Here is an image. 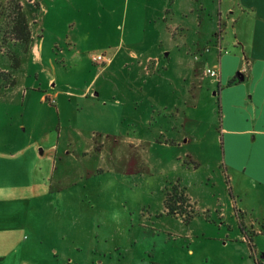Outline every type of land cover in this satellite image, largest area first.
<instances>
[{"label": "rangeland", "instance_id": "1", "mask_svg": "<svg viewBox=\"0 0 264 264\" xmlns=\"http://www.w3.org/2000/svg\"><path fill=\"white\" fill-rule=\"evenodd\" d=\"M13 1L22 6L27 17L31 41L24 46L9 39L0 50V200L4 197L13 201L20 197L34 199L30 211L20 202L7 206L8 216L5 225L0 227V264H14V261L17 264H43L45 254L49 264H56L61 256H53L51 249L61 247L58 236L40 235L43 242L38 244L45 251L29 248L31 243L34 244L37 232L57 228L60 215L59 209H53L48 202L50 196L39 199L33 196L37 190L33 181L38 180L39 174L37 162L50 155L47 152L41 156L39 149L43 146L39 145L49 131H56L53 126L57 122L54 120L56 114L49 104L54 101L49 92L66 94L84 89L99 69L111 64L110 56L103 50L111 44L126 41L131 45L144 41L146 37L153 41L159 35V17L168 16L173 5L180 0H0L1 38L5 35L4 14L10 11ZM182 2L183 9L188 6L195 12L204 6V22L202 28L197 29L199 46H190L188 50L183 47L187 57L200 60L211 50L219 52L217 41L219 43L220 38L222 45L226 27L212 28L207 12L211 7L217 9L220 0ZM163 8L167 11L157 15ZM184 14L191 15L190 12ZM99 53L106 56V63L99 65L93 61L91 57ZM15 56L17 67H14ZM154 62L151 61L148 67H153ZM206 69L200 70L202 81L209 79ZM107 74L98 80L99 85L110 83V72ZM122 78L125 82V77ZM106 96L99 98L101 106H104L103 100L106 104L114 101ZM65 98H59L61 108ZM99 110L105 111V108ZM151 112L158 115L155 109ZM199 115L206 123L215 124L218 120L217 113L214 122H211L212 115L206 114L205 110ZM120 125L126 128V122ZM215 129L214 136L211 134L206 138L203 154H198L195 147L184 148L182 152L162 151L158 144L152 147L144 156L151 167L149 181L146 171L144 175L133 173L137 157L129 165V173L114 168L116 172L107 169L103 174L93 175L91 171L97 164L98 155L83 162L88 177L102 182L103 189L95 204L97 219L103 225L102 230L107 231L102 236L108 235L110 247H118L111 250V264H255V247L251 250L248 243L239 239L242 235L254 238L256 249H262L260 253L264 255V233L260 236L254 234L256 229H262L261 220L253 213L240 212L242 205H248V202H237L230 194L228 182L222 174L223 153ZM31 147L38 149V156L33 155L36 153ZM110 158L111 153H105L102 167L110 165ZM173 167L177 172L171 178L181 177L183 187H179L186 189L190 196L186 193L192 207L190 210L194 211L188 219L167 214L164 207L165 194L174 186L171 178L164 182V176L171 173ZM68 172L60 169L51 180H70L72 176ZM229 199L234 202L229 203ZM181 206L189 212L187 204ZM114 211L120 213L118 221L111 219ZM250 223H255L254 231L250 229ZM17 225H26L28 230L25 226L17 228Z\"/></svg>", "mask_w": 264, "mask_h": 264}, {"label": "crops", "instance_id": "2", "mask_svg": "<svg viewBox=\"0 0 264 264\" xmlns=\"http://www.w3.org/2000/svg\"><path fill=\"white\" fill-rule=\"evenodd\" d=\"M219 5L217 9L211 7L207 16L212 28L226 27L221 53L211 50L200 60L187 57L183 47L188 50L190 46H199L197 29H201L204 22V6H200L199 12L187 6L185 12L191 13L188 16L180 0L168 16L164 13L165 16L159 17L163 26H157L159 35L153 41L146 37L131 45L126 41L111 44L103 49L110 56L111 64L99 69L84 89L66 94L49 92L54 103L47 102L56 114L57 122L53 124L56 131H49L39 145L43 146L39 149L41 156L47 152L50 155L43 161L38 160L41 163L37 162L39 174L38 180L33 181L37 188L33 196L38 199L50 196L48 202L53 209H59L60 215L57 228L37 232L29 248L45 251L39 244L43 242L40 235L46 233L58 236L62 242L61 247L51 249L53 256H61L56 264H111V250L118 247H110L108 235L102 236L107 231L102 230L103 225L97 219L95 204L103 189L102 182L88 177L83 162L98 155L91 171L93 175L114 168L129 173V165L137 157L133 173L144 175L146 171L149 181L151 167L144 156L152 147L158 144L166 152L195 147L198 154H203L206 138L214 133L215 127L216 140L223 153L222 174L229 192L237 202H248L242 205L240 212L253 213L261 220L262 229L256 231L255 223H250L254 234L264 233V0H220ZM163 11L167 9H161L157 15ZM151 61H156L155 65L148 67ZM203 67L216 69L218 79L202 81L200 70ZM108 72L110 83L99 85L98 80ZM236 77L240 79L230 83ZM102 95L114 101L106 104L103 100L104 106H101ZM60 96L66 97L63 108L59 105ZM204 110L212 115L211 122L217 113L216 125L200 118L199 113ZM122 122H126V128L120 125ZM152 132L155 134L151 135ZM108 152L111 153L110 165L105 168L102 164ZM33 155L36 157L38 153ZM176 167L164 176V182L176 174ZM60 169L69 171L70 180H51ZM176 176L171 178L173 184H169L183 187L181 177ZM186 193L190 198L187 190ZM33 199H1L0 227L5 225L8 205L20 202L30 211ZM232 200L229 199V203ZM220 215L223 214L220 212ZM18 226L28 230L26 225ZM239 239L247 243L244 235ZM256 246L255 243L253 261L264 264L262 249ZM44 256L43 264H49L47 255Z\"/></svg>", "mask_w": 264, "mask_h": 264}, {"label": "trees", "instance_id": "3", "mask_svg": "<svg viewBox=\"0 0 264 264\" xmlns=\"http://www.w3.org/2000/svg\"><path fill=\"white\" fill-rule=\"evenodd\" d=\"M12 3L13 4L10 6L11 8H9L10 11L4 14L6 18V23L4 27L5 35L3 36V38H1L2 34L0 32V40H1L0 50L4 45V43H6V41H8L9 39H11L12 41L13 40L17 41L23 44L24 46L28 45L31 41L29 22L22 9V6L17 1H13ZM15 59H16V63L14 64V67H17L18 59L17 57ZM239 79H240L239 77H236V79L232 80V82L230 83H233ZM184 204L185 205L187 204L189 206V200L183 188H180L179 186L175 185L172 187L171 191L165 194L164 207L167 214L175 215V216L179 215L188 219L193 215L194 210L193 211L190 210L192 207L189 206V210H188L189 212H185L181 206ZM246 238H247V243L249 244L251 250L254 249L253 239L247 236ZM256 264L259 263L256 262Z\"/></svg>", "mask_w": 264, "mask_h": 264}, {"label": "built area", "instance_id": "4", "mask_svg": "<svg viewBox=\"0 0 264 264\" xmlns=\"http://www.w3.org/2000/svg\"><path fill=\"white\" fill-rule=\"evenodd\" d=\"M217 49H218L219 53L224 51L222 48V45H221L220 38H219V43L217 41ZM207 51H209V50L207 49ZM91 58L93 59L94 62L99 63V65L106 63V59H107L103 53L95 54ZM206 75L211 79H214V80L218 79V72L214 68H207L206 69Z\"/></svg>", "mask_w": 264, "mask_h": 264}, {"label": "clouds", "instance_id": "5", "mask_svg": "<svg viewBox=\"0 0 264 264\" xmlns=\"http://www.w3.org/2000/svg\"><path fill=\"white\" fill-rule=\"evenodd\" d=\"M120 213L119 212H113L111 214V219L114 220V221H118V217H119Z\"/></svg>", "mask_w": 264, "mask_h": 264}]
</instances>
